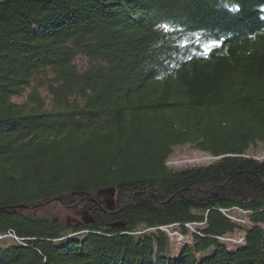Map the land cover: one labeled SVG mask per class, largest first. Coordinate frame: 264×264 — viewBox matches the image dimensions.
I'll use <instances>...</instances> for the list:
<instances>
[{
    "label": "trees",
    "instance_id": "trees-1",
    "mask_svg": "<svg viewBox=\"0 0 264 264\" xmlns=\"http://www.w3.org/2000/svg\"><path fill=\"white\" fill-rule=\"evenodd\" d=\"M259 141L264 0H0V264H264ZM184 143L220 157L169 168Z\"/></svg>",
    "mask_w": 264,
    "mask_h": 264
},
{
    "label": "rangeland",
    "instance_id": "rangeland-1",
    "mask_svg": "<svg viewBox=\"0 0 264 264\" xmlns=\"http://www.w3.org/2000/svg\"><path fill=\"white\" fill-rule=\"evenodd\" d=\"M78 60V59H77ZM82 64L83 60L77 61ZM34 83V82H33ZM30 87L25 89V92L20 96H16L13 99L17 101L25 100L27 97V93ZM42 93H44L43 89H41ZM247 154L254 156L258 159H264V141H259L255 145H252L247 150ZM217 157L209 154L208 152L202 151L190 143L184 144H177L172 147L170 154L165 162V164L172 169H183L192 166H199L207 163H211L216 161ZM72 201L71 198L66 196L62 197L60 200H55L49 204H45L38 207H31L26 209L25 211L35 215H43L50 218H55L61 221L65 220H79L81 219V210L87 209L89 205H80L78 202L71 205ZM235 218L234 220L242 221L246 226L249 224L247 221V216L244 211L240 209H235L233 212ZM177 225V223H175ZM174 225H162L158 226L157 228L166 232L169 235L171 240V248L172 254L175 255L176 253L179 254L180 249L186 243L192 242L191 232H198L194 225L189 223H185L187 227V233L184 235L178 229L173 227ZM201 226V225H199ZM197 227V225H196ZM150 230L155 229V227L149 228ZM243 232L236 231L233 234H227L220 239L224 242H227L228 246H235L240 245L243 243ZM9 236L13 237L15 240H19L17 236L13 235L12 233L8 234ZM1 237V236H0Z\"/></svg>",
    "mask_w": 264,
    "mask_h": 264
},
{
    "label": "bare ground",
    "instance_id": "bare-ground-1",
    "mask_svg": "<svg viewBox=\"0 0 264 264\" xmlns=\"http://www.w3.org/2000/svg\"><path fill=\"white\" fill-rule=\"evenodd\" d=\"M220 156H217V158H219ZM9 235L8 234H4V235H1V237L0 238H4V237H8Z\"/></svg>",
    "mask_w": 264,
    "mask_h": 264
}]
</instances>
